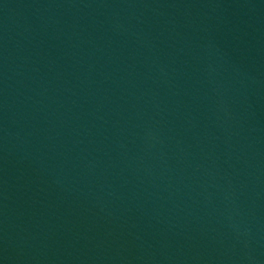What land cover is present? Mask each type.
I'll return each instance as SVG.
<instances>
[{"label": "water", "instance_id": "1", "mask_svg": "<svg viewBox=\"0 0 264 264\" xmlns=\"http://www.w3.org/2000/svg\"><path fill=\"white\" fill-rule=\"evenodd\" d=\"M0 264H264V0H0Z\"/></svg>", "mask_w": 264, "mask_h": 264}]
</instances>
